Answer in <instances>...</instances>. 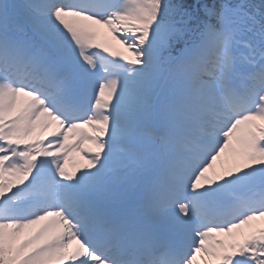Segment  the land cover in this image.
Here are the masks:
<instances>
[{
  "label": "snow or ice",
  "instance_id": "obj_1",
  "mask_svg": "<svg viewBox=\"0 0 264 264\" xmlns=\"http://www.w3.org/2000/svg\"><path fill=\"white\" fill-rule=\"evenodd\" d=\"M257 220L264 0H0V264H264Z\"/></svg>",
  "mask_w": 264,
  "mask_h": 264
},
{
  "label": "bare ground",
  "instance_id": "obj_2",
  "mask_svg": "<svg viewBox=\"0 0 264 264\" xmlns=\"http://www.w3.org/2000/svg\"><path fill=\"white\" fill-rule=\"evenodd\" d=\"M73 161L76 163V166L79 167L83 162L78 154H74ZM71 162V160H69ZM72 163V162H71Z\"/></svg>",
  "mask_w": 264,
  "mask_h": 264
},
{
  "label": "rangeland",
  "instance_id": "obj_3",
  "mask_svg": "<svg viewBox=\"0 0 264 264\" xmlns=\"http://www.w3.org/2000/svg\"><path fill=\"white\" fill-rule=\"evenodd\" d=\"M117 50V49H116ZM118 51V50H117ZM124 52V51H123ZM125 54H128V52H124ZM218 167H219V162H218ZM254 224H256L257 226H264V221H260V220H257V221H254L253 222ZM247 230V229H245Z\"/></svg>",
  "mask_w": 264,
  "mask_h": 264
},
{
  "label": "trees",
  "instance_id": "obj_4",
  "mask_svg": "<svg viewBox=\"0 0 264 264\" xmlns=\"http://www.w3.org/2000/svg\"><path fill=\"white\" fill-rule=\"evenodd\" d=\"M252 2L258 6L262 2V0H252Z\"/></svg>",
  "mask_w": 264,
  "mask_h": 264
}]
</instances>
